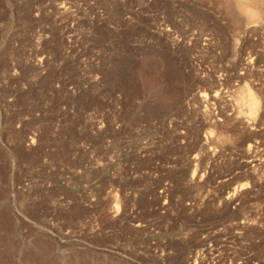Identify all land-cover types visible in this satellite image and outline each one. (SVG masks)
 <instances>
[{"label": "rangeland", "instance_id": "obj_1", "mask_svg": "<svg viewBox=\"0 0 264 264\" xmlns=\"http://www.w3.org/2000/svg\"><path fill=\"white\" fill-rule=\"evenodd\" d=\"M0 264H264V0H0Z\"/></svg>", "mask_w": 264, "mask_h": 264}, {"label": "bare ground", "instance_id": "obj_2", "mask_svg": "<svg viewBox=\"0 0 264 264\" xmlns=\"http://www.w3.org/2000/svg\"><path fill=\"white\" fill-rule=\"evenodd\" d=\"M244 8V7H243ZM245 9V8H244ZM243 9V10H244ZM255 9V8H254ZM254 9H252V8H250V7H246V9L244 10L245 11V14H247V16H248V18L249 19H251V20H253V19H255L254 17H261V14L259 15H257V12H258V10H254ZM244 13V12H243ZM258 19V18H257ZM252 98V97H251ZM249 99V107H251V106H255L254 104H255V102L253 101V98L252 99ZM257 103V102H256ZM252 108L253 107H251V110H252Z\"/></svg>", "mask_w": 264, "mask_h": 264}]
</instances>
